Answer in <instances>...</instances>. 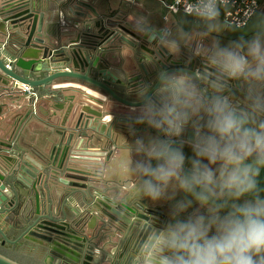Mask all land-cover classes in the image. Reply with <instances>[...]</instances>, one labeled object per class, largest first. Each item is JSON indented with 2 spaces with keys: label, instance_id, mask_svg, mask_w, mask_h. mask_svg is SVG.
I'll return each instance as SVG.
<instances>
[{
  "label": "clouds",
  "instance_id": "clouds-1",
  "mask_svg": "<svg viewBox=\"0 0 264 264\" xmlns=\"http://www.w3.org/2000/svg\"><path fill=\"white\" fill-rule=\"evenodd\" d=\"M220 2L191 6L205 36L222 31ZM135 23L147 25L142 17ZM162 42L176 52L192 45L218 78L205 86L197 74L161 71L158 87L140 86L126 120L134 135L137 125L155 134L135 135L128 168L142 195L170 212L130 264H264V16L250 37L226 44H193L182 28ZM229 79L242 82L241 98L228 91Z\"/></svg>",
  "mask_w": 264,
  "mask_h": 264
},
{
  "label": "water",
  "instance_id": "water-1",
  "mask_svg": "<svg viewBox=\"0 0 264 264\" xmlns=\"http://www.w3.org/2000/svg\"><path fill=\"white\" fill-rule=\"evenodd\" d=\"M85 4H88L87 0H0V24L7 25L10 20L7 16L11 12L26 9L25 12L29 13L26 22L9 31L17 36L13 44L22 53L21 61L37 62L33 52L43 49L45 41L42 31L52 26L56 13L63 11L75 17L73 11ZM71 23L73 27L62 36L65 48L70 49L83 72L93 74L101 82L115 84L114 91L129 100L126 103L116 97L118 103L129 110L144 82L159 86L156 77L161 71L174 73L183 70L188 74H197L203 79L205 86L214 80L213 77H217V70L205 59L193 56L192 45L184 44H181L180 52L169 46L166 50L157 48L146 55L133 57L132 65L117 68L112 62L119 48L112 46L110 40L106 39L101 43L97 40V36L101 39L100 34L104 30L102 21L99 22V26H102L97 34H93L91 23L83 27L76 22ZM199 39L195 36L193 44ZM203 39L201 40L205 44L211 42L205 37ZM108 46L111 47L106 49ZM47 52L48 48H45L44 53ZM9 53H12L10 49H3L0 45V55ZM44 53L42 58L48 66L46 71L55 70L57 60H46ZM57 53L61 51L52 54ZM17 67L26 75L31 71L20 64ZM138 71L140 83L126 86L122 82L123 78ZM8 74L11 73L0 63V82ZM13 76L19 86L0 95V240L11 245L31 241L45 247L54 256L69 257L89 250L86 238H83V218L101 217L112 236L123 233L125 228L110 215L113 214L122 223L130 225L121 215L126 214L125 208L115 210L111 199L114 188L100 181L106 162L101 157L87 154L119 144L121 137H125L124 129L120 127L123 123L117 120L107 127L106 120H101L104 119L101 113L88 106L87 112L84 108L81 109L80 116L83 119H34L30 117L33 109L50 118L62 111L51 112L53 107L50 102L54 101V97L43 91L45 82L28 85L31 89L26 92L24 86L27 81ZM58 77L60 75L55 76ZM109 77L115 82H110ZM118 79L119 82L116 81ZM90 83L98 85L93 80ZM225 84L235 97H242L241 81L229 79ZM36 86L40 87L38 94L32 90ZM14 103L17 107H14ZM69 109H72L71 104L67 111ZM24 110L28 111L20 119ZM75 110L77 109H73L74 114ZM122 118L118 115L111 117ZM162 229L160 223L148 220L144 224L138 221L133 226L131 224L125 235L129 234L132 239L131 258L141 251L143 244L153 233ZM13 238L16 241H11ZM33 256L42 258L46 256V252L37 251ZM127 257L128 251L124 259L119 258L117 264H124ZM0 264L17 263L0 254Z\"/></svg>",
  "mask_w": 264,
  "mask_h": 264
},
{
  "label": "flooded vegetation",
  "instance_id": "flooded-vegetation-1",
  "mask_svg": "<svg viewBox=\"0 0 264 264\" xmlns=\"http://www.w3.org/2000/svg\"><path fill=\"white\" fill-rule=\"evenodd\" d=\"M87 3L85 6L73 11L75 17L65 14L63 11L56 13L52 26L42 31L45 41L42 46L43 49L33 52L37 62L31 63L21 61L22 53L18 51L19 48L16 45L14 48L13 44L17 36L14 32L9 31L10 28L13 31L14 28L25 23L29 13L25 12L26 9H18L7 16V18H10L7 25L0 24V45L3 49L4 47L10 49L13 54L0 55V63L4 69L11 73L1 80L0 95L9 92L11 89L15 90L14 88L19 86L13 79L15 78L13 75H15L18 79L27 81L26 86H24L26 92L31 89L28 85L45 82L46 86L43 87V91L53 94L54 97V101L50 102V106L53 107L51 112L53 113L55 110L62 111L56 112V115L50 118L37 109H33L30 117L34 119H80L81 109L84 108L87 112L91 108L101 113L104 118L101 120H106L107 127L113 121H121L123 124H120V127L124 129L125 137H121L119 144L103 150L90 151L87 154L105 160L106 166L100 181L106 182L114 188L115 191L111 197L113 207L117 211L123 210V207L125 208L126 214L121 215L130 222V225L122 223L113 214L110 215L113 220L125 228L123 233L112 236L111 231L107 228V223L101 217L83 218L82 230L85 231V237L83 236V238H86L85 242L89 250H84L81 255L69 257L56 254L54 256L51 252H47L45 247L31 241L11 245L0 240V254L12 261L23 259V257L33 259L34 253L40 251L46 252V256H42L40 259L43 264H117L119 258L124 259L125 253L128 251V257L125 259L124 264H130L132 239L129 234L128 236L125 235L131 224L133 226L136 221L144 224L148 220V222L160 223L164 228L169 220L170 205L166 202L156 203L144 197L139 190L135 176L128 168V162L131 159L129 146L133 143L135 135L155 134L154 130L147 129L144 125H137L135 135L132 134L126 120L130 110L118 103L116 97L126 103H129V100L114 91L115 84L101 82L99 79L96 80L93 74L83 72L74 56H72L70 49L65 48L62 36L65 31H69L73 27L71 21L78 23L81 27L91 23L93 34L100 31L102 24L99 26V22L102 21L104 30L100 34L101 39L99 40L97 36V40L99 43L106 39L110 40L113 43L112 46L116 45L119 48L112 62L113 66L118 68L127 64L132 65L133 57L139 54L146 55L157 50V48L166 50L167 45L162 42L163 34L167 30L175 33L178 27L167 18L162 10L145 9L142 4L138 3V0L130 2H127V0H87ZM140 17L147 22L146 27L143 29L138 28L135 23ZM110 47L108 46L106 49ZM45 48H48L47 53H44ZM59 51L61 53L52 54ZM43 53L47 56L46 60L49 58L57 60L54 65L55 70L46 71L48 66L42 58ZM19 64L30 68L29 75L23 74L18 69L17 65ZM58 75L60 77L55 78ZM140 78V72L138 71L130 74L127 78H123L122 82L126 86H134L141 82ZM213 78L217 79V77ZM109 79L110 82H115L113 78L109 77ZM90 80L96 81L98 85L91 84ZM116 81L119 82V79ZM39 88V86L32 87V90L38 94ZM70 104L72 109L67 111ZM13 105L16 106L15 103ZM73 109H77L75 114ZM27 111H23L20 119L24 117ZM115 115L123 118L111 119ZM0 119H2L1 116ZM13 239L11 241H16L15 238ZM21 254L24 256H21ZM57 256L59 259H57Z\"/></svg>",
  "mask_w": 264,
  "mask_h": 264
},
{
  "label": "built area",
  "instance_id": "built-area-1",
  "mask_svg": "<svg viewBox=\"0 0 264 264\" xmlns=\"http://www.w3.org/2000/svg\"><path fill=\"white\" fill-rule=\"evenodd\" d=\"M134 0H127V2ZM197 0H159L162 8H164L168 14H189L191 6L195 4ZM259 0H221L220 13L221 19L225 25L234 27L236 29H242L247 26L252 17L258 12Z\"/></svg>",
  "mask_w": 264,
  "mask_h": 264
},
{
  "label": "crops",
  "instance_id": "crops-1",
  "mask_svg": "<svg viewBox=\"0 0 264 264\" xmlns=\"http://www.w3.org/2000/svg\"><path fill=\"white\" fill-rule=\"evenodd\" d=\"M141 5V4H140ZM162 10L165 15L167 16V18L172 21L177 27L178 29H183L184 31L190 32L192 33V35L198 38H202V37H206L208 38L210 41L212 39H219L222 43H228L231 40H236L239 37L243 36L245 38H248L252 35L253 31H254V24L257 21V19L261 16H264V0H259V9L258 12L252 17V19L249 21V23L247 24L246 27L243 28V31H236V30H241V29H236L234 27H229L227 25L224 24V22L222 21L221 17H219V22L222 26V31L218 32V33H211L208 34L207 36L203 35L205 29L203 24L198 20L197 18L196 20H194L193 25L191 24V26H181L175 19H172L170 16L173 14H168L167 11L162 8L159 9ZM178 15V14H176ZM234 28V29H231ZM185 153L188 156L192 155L191 149L188 148L187 146L184 149ZM259 182H260V187L262 189H264V170L261 171V175L259 177ZM262 196H264V192L261 193ZM24 252V251H23ZM21 256H24L21 254ZM41 258H25L23 257V259H15L14 262H16L17 264H43L42 260H40Z\"/></svg>",
  "mask_w": 264,
  "mask_h": 264
},
{
  "label": "rangeland",
  "instance_id": "rangeland-1",
  "mask_svg": "<svg viewBox=\"0 0 264 264\" xmlns=\"http://www.w3.org/2000/svg\"><path fill=\"white\" fill-rule=\"evenodd\" d=\"M138 3L143 5V8L145 9H154V10H158V9H162L159 0H138ZM172 19H175L181 26H191V24L193 25L194 20H196L197 18H195V16H189V15H184L179 13L178 15H171L170 16ZM220 17H222L221 13H220ZM234 29V28H231ZM235 30V29H234ZM236 31H243V28L241 30H236Z\"/></svg>",
  "mask_w": 264,
  "mask_h": 264
}]
</instances>
